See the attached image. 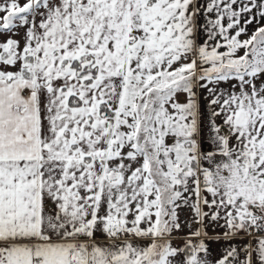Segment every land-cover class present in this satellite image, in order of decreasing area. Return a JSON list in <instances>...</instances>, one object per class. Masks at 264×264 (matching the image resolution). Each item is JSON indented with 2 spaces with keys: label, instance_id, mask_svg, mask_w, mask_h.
<instances>
[{
  "label": "snow or ice",
  "instance_id": "6c2138e0",
  "mask_svg": "<svg viewBox=\"0 0 264 264\" xmlns=\"http://www.w3.org/2000/svg\"><path fill=\"white\" fill-rule=\"evenodd\" d=\"M0 264H264V0H0Z\"/></svg>",
  "mask_w": 264,
  "mask_h": 264
},
{
  "label": "crops",
  "instance_id": "0c3cea01",
  "mask_svg": "<svg viewBox=\"0 0 264 264\" xmlns=\"http://www.w3.org/2000/svg\"><path fill=\"white\" fill-rule=\"evenodd\" d=\"M210 247L213 249V250H216L218 248V245L216 243H212L210 245Z\"/></svg>",
  "mask_w": 264,
  "mask_h": 264
},
{
  "label": "rangeland",
  "instance_id": "374dc122",
  "mask_svg": "<svg viewBox=\"0 0 264 264\" xmlns=\"http://www.w3.org/2000/svg\"><path fill=\"white\" fill-rule=\"evenodd\" d=\"M177 242H179V241H177Z\"/></svg>",
  "mask_w": 264,
  "mask_h": 264
}]
</instances>
